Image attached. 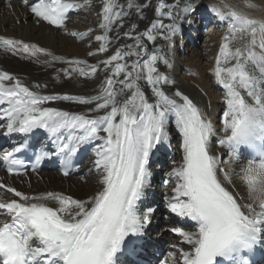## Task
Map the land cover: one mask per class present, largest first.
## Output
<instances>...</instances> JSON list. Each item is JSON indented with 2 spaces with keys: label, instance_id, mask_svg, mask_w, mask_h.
Here are the masks:
<instances>
[{
  "label": "snow or ice",
  "instance_id": "6c2138e0",
  "mask_svg": "<svg viewBox=\"0 0 264 264\" xmlns=\"http://www.w3.org/2000/svg\"><path fill=\"white\" fill-rule=\"evenodd\" d=\"M24 3L35 17L56 26H64L69 11L81 6L75 0ZM133 7L140 13L144 5L129 0L127 8ZM174 7L178 5L160 0L156 11L174 20ZM165 8L168 10L161 11ZM192 10L191 4L185 6V12ZM128 14L119 0H104L99 24L104 34L95 37L103 42L98 52L108 51V34L123 27ZM216 15L230 21L214 69L217 84L225 90L224 135L219 144L233 161L239 160L242 148L254 154L239 173L250 202H243L244 198L229 190L218 176L223 172L231 185L220 159L210 154V138L215 135L211 121L187 95L179 90L169 95L164 90L163 85L175 82L159 71L157 62L168 64V60L157 50L149 52L144 37L148 41H155L157 35L170 39L176 25L156 20L142 35L125 32L124 36L134 43L116 48L98 64L67 62L69 67L62 71L70 78L73 74L95 76L103 65L110 74L96 95H41L9 73L0 72V120H6L8 134L47 130L66 165L82 144L99 141L93 149L98 190L86 200L58 192L30 196L0 183V188L18 198L0 200V215L7 218L0 221V264H117L118 255L126 250V238L141 235L153 212L151 208L141 211L139 203L149 187L150 157L158 145L169 140L170 116L175 117L183 154L169 173L175 187L167 198V207L194 224L193 231L172 229L187 245V250L178 249L180 264H219L220 260L250 264L247 254L264 239V21L235 10L224 13L217 9ZM238 39L244 42L233 48V41ZM0 48L30 58H38L39 53L52 55L35 45L2 36ZM60 59L52 56L53 61ZM142 81L151 87L154 100L146 95ZM54 100L94 107H88L86 113H70L44 106ZM2 158L11 160L12 165L21 163L9 152Z\"/></svg>",
  "mask_w": 264,
  "mask_h": 264
},
{
  "label": "bare ground",
  "instance_id": "6f19581e",
  "mask_svg": "<svg viewBox=\"0 0 264 264\" xmlns=\"http://www.w3.org/2000/svg\"><path fill=\"white\" fill-rule=\"evenodd\" d=\"M75 2L81 6L69 11L64 26H56L35 17L29 7L24 3V0H0V36L35 45L38 48L45 49L47 53L52 54L46 55L45 53H39L38 58H30L27 54H17L0 48V72L9 73L14 80H20L30 90L36 91L41 95H96L105 76L110 73H106L103 70V65H101L100 70L95 76L82 77L73 74L70 78L62 71V69L69 67L68 61L82 60L87 61L88 64H98L100 61L114 54L116 48L124 44L134 43L133 39L124 36L125 32H130L132 36L142 35L151 28L152 23L156 20H162L165 24L175 23L176 32L174 35H171L170 39H165L157 35L155 41H148L144 37V42L149 52L157 50L155 45L160 44L161 49L157 51L159 55L168 60V64H164L163 61H158L157 67L160 72L167 75L175 83L163 85V88L169 95L174 94L177 90L187 95L201 109L204 118L211 121L215 129V135L210 138V154L220 159L222 162L220 167L225 169L231 177V185L225 180L223 172H220L218 176L225 186L229 187V190L244 198L243 202H250L246 187L241 183L239 178L240 169L248 163V160H246L244 154L241 152L238 161L230 160L228 150L219 144V139L224 135L222 118L226 105L224 103L225 90L221 85L217 84L215 79L214 69L216 60L212 65H207V62L203 63L204 57L196 49H192L190 55L186 57L183 55V52H179L180 47L174 46L175 42L173 43V40L176 38L180 42L186 41L185 34H182V36L180 34L185 30L188 31L191 29L195 31L194 28L196 26H201L206 19V10L209 5L215 10L218 9L224 13L235 10L246 14L249 18L264 21V0H164L166 5H178V7L172 8L175 14L174 20H169L167 16H161L157 13L156 8L160 0H131L133 4L144 5L140 13L136 11L135 7L131 9L127 8L129 0H119L124 10L129 14L124 18L123 27L114 28L108 34L110 42L108 43V51L106 53L98 52V48L103 42L95 39L97 35L104 34V30L99 27L102 19V5L104 0H75ZM188 4H191L194 10L185 12V6ZM87 10H89L91 15L85 13ZM167 10L165 8L161 11ZM210 17L215 21L221 20L219 17ZM223 23L226 24L223 35L220 34L217 44L212 47L209 46L210 48L208 49L210 51L209 54L215 55L216 58L219 54L220 46L224 42L223 38L228 35L230 21H222ZM132 25H136V27L133 28ZM85 33L90 34L80 35ZM117 35L119 36L118 39L116 38ZM244 39L247 40L250 37H245ZM257 39H259V36ZM243 42V40L239 39L233 41L232 47L239 46ZM89 52L96 54L89 56ZM52 56L60 57L61 59L53 61ZM132 59H135V57ZM14 80L6 83L11 84ZM36 85H40V87L36 88ZM141 86L150 100H154L151 94V87L143 81L141 82ZM116 87H119V85L117 84ZM176 99L179 102V98ZM44 106L57 108L70 113H86L88 107H94V105H82L67 100L49 101ZM5 125L6 120H0V132L6 131ZM168 132V142L158 145L150 157V160L162 161L158 156L164 155L166 151V157L169 156L171 159L169 163L168 161H162V164L169 166L168 170L166 169L165 171L167 179L170 178L169 173L174 166V161L179 163L182 160L183 154L181 147L182 140L176 131L174 116L169 117ZM13 138L15 140L19 139V135L14 133ZM42 140L46 142V137H42ZM53 140L50 142H53ZM97 143L99 141H90L81 145L86 152L87 159L76 172L71 173L67 177L60 176L52 166L45 168L48 169L46 172H42L44 170L40 171L41 174H38V171H34L31 174L26 173L23 175L26 176L25 179H20L19 176L10 177L0 170V183L8 184L7 186L11 188L29 194L37 192L39 194L58 192L72 196L74 199L86 200L98 190V177L94 168V160L96 157L93 151ZM158 169L160 168L155 167L153 170ZM149 170L151 172L149 184L151 185L155 182L157 174L151 168ZM78 174L80 176L71 179L72 176ZM16 179H19V181ZM172 181H174L173 189L175 187V180L172 179ZM150 185L149 187H151ZM148 188L145 190V194L153 193V190ZM172 189L169 194L161 199L160 196L156 197L154 193V195L150 194L151 197L149 194L148 196L150 198H157L155 200L145 197L144 199L142 198L143 203L145 200H153L148 205V208L153 209L149 217V219H152L150 228H155L156 219L160 218L159 214L165 210L169 213V218L177 223V226L174 228L193 231V223H190V225L187 224V218L176 216L167 207V198L172 195ZM143 203H139V208L141 211H146L148 208L141 209ZM50 206H55L54 202H50ZM0 216L5 218V216ZM153 218H155V221ZM153 229H144L143 232H148L151 237L157 235L158 241L161 237L164 238L162 233L160 234L159 231L155 232ZM182 240L183 238L181 236L168 240L169 244L171 243L172 245L171 248H167L169 259H167L166 255L161 264H180L178 249L184 248L187 250V245L182 243ZM171 252L176 253L175 257L169 256Z\"/></svg>",
  "mask_w": 264,
  "mask_h": 264
},
{
  "label": "rangeland",
  "instance_id": "374dc122",
  "mask_svg": "<svg viewBox=\"0 0 264 264\" xmlns=\"http://www.w3.org/2000/svg\"><path fill=\"white\" fill-rule=\"evenodd\" d=\"M88 13L89 15H91V13L89 12L88 10ZM87 14V13H86ZM211 24V25H210ZM207 28V29H206ZM224 29L222 24H213L211 22L209 23H203L201 26H199L198 28H196L195 31H192L191 29L188 30V32L185 30L182 32V34H185V38L188 39V41L186 40V43L183 45V46H180L182 44H179V41L175 42V46L176 47H180L179 49V52H183V55L184 56H189L190 53H191V50L192 49H196L197 51H200L203 55V63L207 62L206 64L207 65H212L213 62H214V57L213 55H210V51H208V49L212 46H215L219 40V35L222 34L224 32ZM189 31L191 33H189ZM183 42V41H182ZM185 42V41H184ZM210 46V47H209ZM207 60V61H206ZM183 63L184 61L181 60ZM200 71V70H199ZM160 157V156H158ZM153 162H156V160H153ZM155 165V164H154ZM154 165H152L153 168H151V170L154 169ZM157 168H160L158 170H153V172L155 174H157L156 171L162 173L164 171V176L167 178V175H166V169L168 170L169 166L168 165H165V164H162L160 166H157ZM48 170V169H47ZM42 172H46V171H42ZM38 174H41L40 172ZM163 175V174H162ZM78 176H80V174L76 175V176H73L71 177V179H75L77 178ZM18 178V177H17ZM20 179H25L26 176H19ZM19 181V179H16ZM164 180V179H163ZM167 180V179H166ZM162 179L161 178H156L155 179V182H153V186L155 184V187L158 189V190H161V184L159 182H161ZM168 181V180H167ZM16 183V182H15ZM5 185V184H4ZM8 184H6L7 186ZM165 185V184H164ZM172 186V182H169V184H166V187L167 189H169L170 187ZM173 186H174V183H173ZM172 186V187H173ZM9 187V186H8ZM171 187V189H172ZM22 193H25V194H28V195H38L39 192L37 193H34V194H29V193H26V192H23ZM154 193V192H153ZM153 193H151L152 195H154ZM154 197V196H153ZM157 197V196H156ZM165 197V196H164ZM162 198V197H161ZM12 199H17V197L14 196L13 193L11 192H8L5 190V188H0V200H3V201H9V200H12ZM154 199V198H153ZM156 199V198H155ZM165 210H163V212L161 214H165ZM167 214H169L167 212ZM166 218H169V215L167 216L166 214L164 215ZM1 218V216H0ZM7 219V218H5ZM159 218H157L156 220H158ZM160 221V222H159ZM159 221L156 223L155 225V230H158L159 232L161 230L160 233H162V235L164 236V238H171V239H174L176 236H177V233L173 232L172 231V227H176L177 226V223L174 224L170 221H167L165 218H163V216H160V219ZM174 222V221H173ZM166 227H171L169 228V230H166ZM173 227V229H174ZM168 229V228H167ZM166 238V239H167ZM169 240V239H167ZM167 243V242H166Z\"/></svg>",
  "mask_w": 264,
  "mask_h": 264
}]
</instances>
